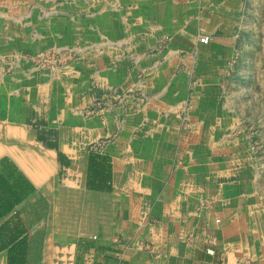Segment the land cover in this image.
I'll use <instances>...</instances> for the list:
<instances>
[{
  "label": "crops",
  "instance_id": "obj_1",
  "mask_svg": "<svg viewBox=\"0 0 264 264\" xmlns=\"http://www.w3.org/2000/svg\"><path fill=\"white\" fill-rule=\"evenodd\" d=\"M31 2L0 0V264H264V117L200 72L183 119L192 52L227 67L233 41H175L167 57L180 72L152 56V99L124 112L103 99L135 72L111 52L53 78L22 60L71 45L53 22L26 21ZM225 2L244 12L245 0ZM232 72L257 83L258 69Z\"/></svg>",
  "mask_w": 264,
  "mask_h": 264
},
{
  "label": "rangeland",
  "instance_id": "obj_2",
  "mask_svg": "<svg viewBox=\"0 0 264 264\" xmlns=\"http://www.w3.org/2000/svg\"><path fill=\"white\" fill-rule=\"evenodd\" d=\"M31 1L32 8L35 9H32L34 13L31 14V20L26 17V21L53 22L57 25L58 32L64 34L63 38L65 37L71 43L68 47L25 53L22 55V60L30 65L31 69L53 78L60 71L80 66L81 61L91 60L95 56H105L106 51H109L112 59H117L119 67H130L131 72H135L131 79H128L127 74L122 81L118 82L120 87L116 93L106 95L112 102L104 98L103 105L112 103L113 106H122L124 112H127L128 102H133L140 107L145 105L152 99L151 95L142 90L149 81L148 59L159 56L164 51V70L169 69L172 77L178 74L181 68L175 67L176 63L170 56L167 57L168 49H175L172 47L175 41L179 43L178 47L181 43H189L193 39L199 43L200 35L210 37L207 34L210 32L211 41L214 36L224 41H233L232 58L227 67L226 65L221 67L214 59L208 60L211 57L208 55L209 51L202 54L207 56V59L201 62H198L199 50L198 54L196 51H193L194 54L192 52V57L188 61L189 71L186 73L184 82L187 96L183 119L188 121L195 76L200 72L205 76L202 84L204 81L211 82L218 89L225 84H233L234 86L231 87L233 94L227 97L229 101L243 105L248 114L257 113L264 117L261 106H258V110L250 108L253 101L264 103V77L259 75V70L264 68V0H245L244 12L234 14L228 11L226 0ZM201 45L208 46L209 43ZM218 48L223 49V52L217 49L219 53L227 50L228 55L231 54L229 47ZM184 54V51L180 52V58H183ZM241 56H244V61L240 60ZM252 59L254 60L251 61ZM256 69H258L257 83L244 80L238 85L235 77L230 78L232 71L240 75L242 70L254 72ZM120 75L123 77V73ZM129 82L137 88L129 91ZM259 86L260 89H258ZM218 94L225 96L221 92ZM217 100L220 101V99ZM99 102L102 103V100L99 99ZM251 115L246 117L252 119ZM200 116H204V111ZM226 116L225 109L217 110L218 123L224 122ZM250 147L255 154L256 145L252 144ZM78 210L77 214L80 212ZM73 225H76L74 229H77L80 223H73Z\"/></svg>",
  "mask_w": 264,
  "mask_h": 264
},
{
  "label": "built area",
  "instance_id": "obj_3",
  "mask_svg": "<svg viewBox=\"0 0 264 264\" xmlns=\"http://www.w3.org/2000/svg\"><path fill=\"white\" fill-rule=\"evenodd\" d=\"M198 41L201 44H208L210 41V37L208 35H200Z\"/></svg>",
  "mask_w": 264,
  "mask_h": 264
}]
</instances>
